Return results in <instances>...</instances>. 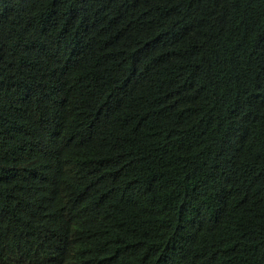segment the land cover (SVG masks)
Listing matches in <instances>:
<instances>
[{
  "label": "trees",
  "instance_id": "trees-1",
  "mask_svg": "<svg viewBox=\"0 0 264 264\" xmlns=\"http://www.w3.org/2000/svg\"><path fill=\"white\" fill-rule=\"evenodd\" d=\"M0 264H264V0H0Z\"/></svg>",
  "mask_w": 264,
  "mask_h": 264
}]
</instances>
